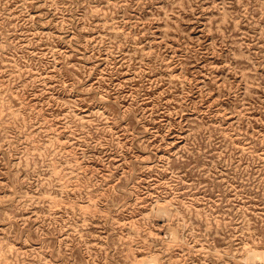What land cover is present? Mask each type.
I'll use <instances>...</instances> for the list:
<instances>
[{
	"label": "rangeland",
	"instance_id": "rangeland-1",
	"mask_svg": "<svg viewBox=\"0 0 264 264\" xmlns=\"http://www.w3.org/2000/svg\"><path fill=\"white\" fill-rule=\"evenodd\" d=\"M0 264H264V0H0Z\"/></svg>",
	"mask_w": 264,
	"mask_h": 264
}]
</instances>
